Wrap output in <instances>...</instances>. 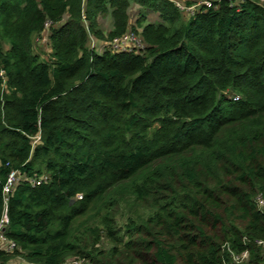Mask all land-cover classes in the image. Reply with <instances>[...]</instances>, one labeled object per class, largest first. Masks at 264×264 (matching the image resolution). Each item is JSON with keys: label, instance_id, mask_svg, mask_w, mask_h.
<instances>
[{"label": "trees", "instance_id": "trees-1", "mask_svg": "<svg viewBox=\"0 0 264 264\" xmlns=\"http://www.w3.org/2000/svg\"><path fill=\"white\" fill-rule=\"evenodd\" d=\"M212 1L0 0V264H264V0ZM128 32L144 51L89 47Z\"/></svg>", "mask_w": 264, "mask_h": 264}, {"label": "built area", "instance_id": "built-area-1", "mask_svg": "<svg viewBox=\"0 0 264 264\" xmlns=\"http://www.w3.org/2000/svg\"><path fill=\"white\" fill-rule=\"evenodd\" d=\"M171 2H173L182 13H187L188 16L190 17L194 13L200 11L202 8H207V9L211 8L213 6L214 1L198 0L196 3H194L191 6L186 5L182 0H171ZM91 39L93 40L94 38L92 37ZM105 44H108L107 45L109 47L108 50L114 53H120V52L141 53L145 49V45L140 35H136L132 32H128L123 37L117 38L111 42H106ZM0 75L1 77L4 78L3 71L0 73ZM4 82L6 83V80H4ZM19 180H20L19 173L17 171H13L9 174L6 180V183L3 187L5 207H4L3 214L0 220V258L4 254L14 255L16 251L19 250L18 245L14 241L10 240L6 235V228L9 225V217L6 211V205L9 200V197L14 193L15 188L17 187L19 183ZM46 180H47L46 176H41L39 178H33L30 181L33 186H36L42 182H45ZM77 199H82V196L79 195ZM257 203L260 209L264 211V201L261 199V197L258 198ZM256 243L257 245L264 248L263 240H258L256 241ZM228 251L231 254L234 264H245L249 261L250 254L248 250L243 251L242 253H235L228 248ZM6 264H37V263L28 262L22 256L18 255V256H14L10 258L6 262ZM67 264H83V261L74 259V260L67 262Z\"/></svg>", "mask_w": 264, "mask_h": 264}, {"label": "rangeland", "instance_id": "rangeland-1", "mask_svg": "<svg viewBox=\"0 0 264 264\" xmlns=\"http://www.w3.org/2000/svg\"><path fill=\"white\" fill-rule=\"evenodd\" d=\"M182 1L185 3L184 0H182ZM129 13L131 15V25H132V22H133V24H136L138 19H140V17L142 16V15H140L139 8L135 4L131 5ZM183 15L185 18L189 17L187 13H183ZM146 17H147L148 22L155 23L158 21V16L155 14H149ZM111 20L112 19L110 17H108L106 19L102 18L100 21V27L104 31V33H106V34L109 33L111 30ZM48 36H49V33L47 30L45 33H43V35L41 37H38V38L35 37L34 38V51H35V53L39 54L45 60L50 59V53H51ZM105 43L106 42L97 41L96 39H93V40L91 39L89 42V47L91 49L92 48L95 49L99 53H102V52L109 49V47L107 46L108 44H105ZM146 215H147L146 211H144L142 209L138 210L136 208H131L126 203V204L122 205L121 214L119 217V223L121 226L122 225L124 226L129 217H133L134 219L137 220L138 218H140V216H146ZM92 224H96V221H95V223H92ZM104 246L107 247V244L105 243Z\"/></svg>", "mask_w": 264, "mask_h": 264}, {"label": "crops", "instance_id": "crops-1", "mask_svg": "<svg viewBox=\"0 0 264 264\" xmlns=\"http://www.w3.org/2000/svg\"><path fill=\"white\" fill-rule=\"evenodd\" d=\"M136 5V4H135ZM138 8H139V12L141 13L142 12V10H141V8L138 6V5H136ZM130 14V13H129ZM149 14H153V13H149ZM149 14H147V15H149ZM156 15V14H155ZM131 16V15H130ZM100 21H101V19H100ZM132 25H134L133 24V22H132ZM113 29V21L111 20V30ZM110 30V31H111Z\"/></svg>", "mask_w": 264, "mask_h": 264}]
</instances>
